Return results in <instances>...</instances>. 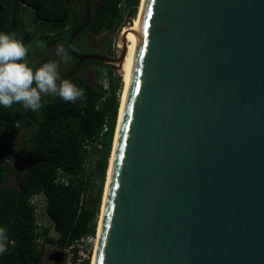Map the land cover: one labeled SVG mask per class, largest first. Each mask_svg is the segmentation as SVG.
Listing matches in <instances>:
<instances>
[{
    "label": "water",
    "instance_id": "obj_1",
    "mask_svg": "<svg viewBox=\"0 0 264 264\" xmlns=\"http://www.w3.org/2000/svg\"><path fill=\"white\" fill-rule=\"evenodd\" d=\"M84 3L69 76L119 83L134 15L115 57L77 53ZM124 78L92 264H264V0H142Z\"/></svg>",
    "mask_w": 264,
    "mask_h": 264
},
{
    "label": "trees",
    "instance_id": "obj_2",
    "mask_svg": "<svg viewBox=\"0 0 264 264\" xmlns=\"http://www.w3.org/2000/svg\"><path fill=\"white\" fill-rule=\"evenodd\" d=\"M75 6H63V0H0V33H6L27 48L26 62L34 69L40 66L37 55L46 46L65 43L70 33L81 22L85 13L83 0H74ZM140 0H89L90 18L86 30L98 35L106 29L119 26L125 15L137 14ZM14 9L15 23L11 15ZM21 13L30 14L32 28H26ZM34 36L44 48L30 47ZM77 38L72 47L78 51ZM67 56H69L67 54ZM93 62L86 60L83 65ZM99 71L97 70V74ZM83 95L66 102L58 95L46 94L41 108L32 116L28 110L13 103L10 108L0 105V229L7 240L0 239L6 251L0 253V264H45V247L63 248L85 234H96L103 186L109 167L112 143L120 109V85L115 72L108 69L106 86L102 81L91 84L83 77L71 79ZM34 86V85H33ZM21 145L14 139L23 125ZM107 120L109 130L102 148L97 151L84 147L86 139L94 140ZM92 154L98 155L96 170L86 174V165ZM11 155L12 158H8ZM13 162L19 168H14ZM11 171L17 172V183L7 184ZM98 172L99 183L92 178ZM34 195L44 197L49 226L36 224ZM55 236H51L50 232ZM42 235L39 243L37 236ZM83 264H90L86 259Z\"/></svg>",
    "mask_w": 264,
    "mask_h": 264
},
{
    "label": "clouds",
    "instance_id": "obj_3",
    "mask_svg": "<svg viewBox=\"0 0 264 264\" xmlns=\"http://www.w3.org/2000/svg\"><path fill=\"white\" fill-rule=\"evenodd\" d=\"M27 52L23 43L9 34L0 33V105L10 108L13 103H22L36 112L41 108L42 93L58 95L66 102L83 95L70 80L60 79L57 83V62L48 61L34 69L26 62ZM62 52L63 49H58L57 54ZM0 239L7 240L3 229H0ZM5 251L0 243V253Z\"/></svg>",
    "mask_w": 264,
    "mask_h": 264
},
{
    "label": "rangeland",
    "instance_id": "obj_4",
    "mask_svg": "<svg viewBox=\"0 0 264 264\" xmlns=\"http://www.w3.org/2000/svg\"><path fill=\"white\" fill-rule=\"evenodd\" d=\"M99 0H92V2L94 4H96ZM141 3L138 6V8L140 9ZM139 9H137V14L136 17L139 13ZM20 17L22 18V22L23 24L26 25V28H32V25L30 24L29 20H30V14L28 13H21ZM126 15L124 16V18L122 19V21L120 22L119 26L117 27H113V28H109L104 30L103 32H101L98 35H94V34H90V43H91V49L96 50V51H100V52H107L109 51V49H113L114 47V40L117 36V32H118V28L122 25L124 19H125ZM41 41L39 39H36L34 36H32L30 38V42L28 45H30V47H37L40 49L44 48V44L40 43ZM63 45L62 42H58L57 44L51 45V46H46L45 47V52L49 53L51 55H54L56 57H60L62 58L64 56H62L61 54H57L58 53V49H62ZM97 70L99 71V73L97 74ZM121 71H119L120 73ZM121 74V73H120ZM108 75L107 69L106 68H102V67H90L88 69H86L83 73H82V77L89 83L91 84H95L96 82L102 81L104 84H106V77ZM116 75L119 74H115ZM121 79L119 81L120 85V90H119V96L121 97V99L123 98V94H124V88H125V80L122 76H120ZM123 78V80H122ZM122 102V100H121ZM120 107H121V103H120ZM120 111V109H119ZM22 121H23V125L20 129L19 134L17 135V137L14 139V145L16 146V148H18L21 145L22 142V137H23V132H24V127H25V117L23 115H21ZM98 160V155H95L93 157L90 158V160L88 161V165H86V174L90 173L92 170H96V163ZM110 162V161H109ZM12 165H14V168H19L18 163L13 162ZM108 171V170H107ZM107 177L108 175L106 174L105 176V181H104V186H103V190L105 191L106 188V184H107ZM94 182L96 184L99 183V175L98 172H96V174L94 176H92ZM7 184H16L17 183V172L16 171H11L8 176H7V180H6ZM103 198H104V193H103ZM101 202H103L101 200ZM38 203V211H37V217H38V221L41 222L44 225H48L50 223V221L48 220L47 216L44 213V201L42 199L37 200ZM101 206V205H100ZM99 220V219H98ZM59 251L57 250L56 247L54 246H50L48 247V249L45 251V264H57V255ZM59 263V262H58Z\"/></svg>",
    "mask_w": 264,
    "mask_h": 264
},
{
    "label": "built area",
    "instance_id": "obj_5",
    "mask_svg": "<svg viewBox=\"0 0 264 264\" xmlns=\"http://www.w3.org/2000/svg\"><path fill=\"white\" fill-rule=\"evenodd\" d=\"M106 85L107 84H104V86H106ZM108 130H109L108 122H107V120H105L104 123L102 124L101 130H100L99 134L97 135V137L94 140L86 139L84 141V147L87 150H90L91 145L93 144L96 146L97 151H99L102 148V142H103L105 134L108 132ZM93 156H95V154H92L90 156V158ZM8 158L10 159V158H12V156L9 155ZM90 158L88 159V161L90 160ZM87 165H88V162H87ZM39 199H42L44 201V197L42 195H34L30 199V202L32 204H34L36 207V209H35L36 224L38 225L39 230H42L41 227L49 226L50 223L48 225H44L38 221V217H37L38 203H37V200H39ZM44 206H45V201H44ZM44 213H45V210H44ZM45 215H46V213H45ZM50 235L55 236V233L51 231ZM96 237H97V231H96L95 235L90 234V233L82 235V236L74 239L69 245H66L63 248H58V247L54 246L57 248V250L59 251L58 253L61 255V261L57 264H83L86 259H90V264H91V260L93 257L94 248H95V244H96ZM36 240L39 243H41L42 242V235L40 234L39 236H37ZM48 247H50V246H46L44 248L45 251L48 249Z\"/></svg>",
    "mask_w": 264,
    "mask_h": 264
},
{
    "label": "flooded vegetation",
    "instance_id": "obj_6",
    "mask_svg": "<svg viewBox=\"0 0 264 264\" xmlns=\"http://www.w3.org/2000/svg\"><path fill=\"white\" fill-rule=\"evenodd\" d=\"M84 1V0H83ZM69 4L70 5H73V6H75L76 4H75V2H74V0H70V2H69ZM83 20V19H82ZM82 20H81V22H82ZM81 22L77 25V27L81 24ZM76 27V28H77ZM86 28V26L83 28V30L73 39V40H75L76 38H77V46H78V49H80V50H83V51H78V50H76V49H74L73 47V50L75 51V52H77V53H99V54H102V55H105V56H107V57H115V54H114V51H113V49H109V51H107V52H100V51H96V50H93V49H91V43H90V34H93L90 30H86L85 29ZM95 35V34H94ZM62 45H63V47H62V49H63V52H62V56H63V53H64V56L62 57V58H60V57H56V56H54V55H51V54H49V53H46L45 52V50L44 51H42L40 54H38L37 55V59H40V66L43 64V63H45V62H48V61H55V62H57L58 63V75H59V79H58V81H57V83H59V80L60 79H66V80H69V79H71L74 75H78V76H81L82 77V73L86 70V69H88V68H90V67H95V66H97V67H100V66H98V65H96L95 63H93V62H89V63H87V64H85V65H83V63L86 61V60H88V59H85V60H83L82 62H81V64L79 65V67H78V69L72 74V75H70L69 76V73L72 71V69L74 68V66H75V64L77 63V58H75L74 56H72L69 52H68V50H67V48H66V45H65V43H63L62 42ZM67 54L69 55V56H67ZM65 58H67V59H65ZM89 60H93V59H89ZM94 61H96V60H94ZM98 62V61H97ZM100 63V62H99ZM104 67H102V68H106L107 69V72H108V69H110L111 71H113L112 70V68H110V67H108V66H105V65H103ZM114 72V71H113ZM45 93H42L41 94V102H43V100H44V97H45ZM19 105L21 106V108H23V109H25V110H28L29 111V113L32 115V116H34L35 114H34V112L30 109V108H25L24 106H23V104L22 103H19Z\"/></svg>",
    "mask_w": 264,
    "mask_h": 264
},
{
    "label": "bare ground",
    "instance_id": "obj_7",
    "mask_svg": "<svg viewBox=\"0 0 264 264\" xmlns=\"http://www.w3.org/2000/svg\"><path fill=\"white\" fill-rule=\"evenodd\" d=\"M141 6H142V0H141ZM141 6H140L139 13H138L137 17H136V14L134 15L133 20H132L129 28H125V27L123 28V31H124V33L126 35V41H127V44H128V46H127L128 50H127L125 59L123 61L122 68L119 70V71H121L120 73H121V76L123 78L125 76V69L128 66V62H129V58H130V54H131V50H132V46H133V41H134L136 29H137V24H138V20H139V16H140ZM117 45L121 46V41L120 40L117 41ZM123 78H122V80H123ZM124 80H125V78H124ZM121 100L123 101V98ZM121 108H122V102H121V107H120V111H119V118H120ZM116 129L118 130V124H117V128ZM115 139H116V136H115ZM111 161H112V154H111V157H110L109 167H108V171H107L108 173L110 171ZM108 173H107V175H108ZM107 182H108V177H107ZM106 186H107V184H106ZM105 191H106V188H105ZM105 191H104V194H105ZM103 202H104V198H103ZM93 257H94V253H93ZM91 264H92V262H91Z\"/></svg>",
    "mask_w": 264,
    "mask_h": 264
},
{
    "label": "snow or ice",
    "instance_id": "obj_8",
    "mask_svg": "<svg viewBox=\"0 0 264 264\" xmlns=\"http://www.w3.org/2000/svg\"><path fill=\"white\" fill-rule=\"evenodd\" d=\"M147 15L148 16H151V8H148V10H147ZM144 29H145V31L147 30V24H145L144 25ZM141 55H142V53H141ZM139 85H138V82H137V87H138Z\"/></svg>",
    "mask_w": 264,
    "mask_h": 264
}]
</instances>
